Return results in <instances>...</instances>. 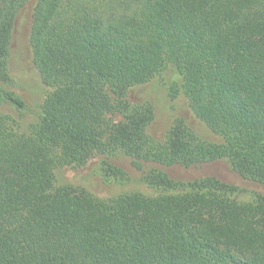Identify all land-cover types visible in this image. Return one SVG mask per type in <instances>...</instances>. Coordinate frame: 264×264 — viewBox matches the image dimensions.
<instances>
[{
    "label": "trees",
    "instance_id": "trees-1",
    "mask_svg": "<svg viewBox=\"0 0 264 264\" xmlns=\"http://www.w3.org/2000/svg\"><path fill=\"white\" fill-rule=\"evenodd\" d=\"M27 1L0 0V264H264V196L240 202L217 177L185 182L162 168L227 159L264 182V0H39L30 43L50 90L21 132L1 109L25 105L7 86ZM168 65L221 142L183 118L164 141L149 133L153 106L126 96ZM120 153L169 192L104 199L55 184L57 166L99 155L104 179L124 182L110 161Z\"/></svg>",
    "mask_w": 264,
    "mask_h": 264
},
{
    "label": "rangeland",
    "instance_id": "rangeland-1",
    "mask_svg": "<svg viewBox=\"0 0 264 264\" xmlns=\"http://www.w3.org/2000/svg\"><path fill=\"white\" fill-rule=\"evenodd\" d=\"M39 0H28L18 11L11 40L10 74L12 81L7 88L23 99L25 105L18 108L12 104H4L1 111L10 115L21 132H29L31 127L40 121L42 105L49 92L33 61L30 43L31 28L35 6ZM182 78L178 71L168 65L154 78L128 90L126 99L133 105L151 104L154 108V119L149 126V133L160 141H164L172 123L183 118L203 138L221 142L222 137L198 119L189 107L187 97L182 91ZM112 118L120 119L116 114ZM106 156L99 155L82 166L60 165L55 169L56 186H71L86 190L99 198H112L122 194L141 193L146 196H158L169 191L154 188L144 181V172L136 170L130 159L120 153L110 158L128 175V180L121 182L106 180L102 176V162ZM157 165H148L147 170ZM173 178L180 181H194L204 177H217L237 188L233 198L240 202H250L258 196H264V182L247 179L233 169L227 159H220L203 165L184 167L175 165L162 167Z\"/></svg>",
    "mask_w": 264,
    "mask_h": 264
}]
</instances>
